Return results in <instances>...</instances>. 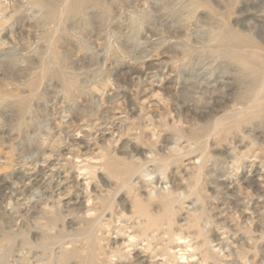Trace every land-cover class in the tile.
Returning a JSON list of instances; mask_svg holds the SVG:
<instances>
[{
  "label": "rangeland",
  "instance_id": "obj_1",
  "mask_svg": "<svg viewBox=\"0 0 264 264\" xmlns=\"http://www.w3.org/2000/svg\"><path fill=\"white\" fill-rule=\"evenodd\" d=\"M256 95L264 0H0V264H264Z\"/></svg>",
  "mask_w": 264,
  "mask_h": 264
},
{
  "label": "bare ground",
  "instance_id": "obj_2",
  "mask_svg": "<svg viewBox=\"0 0 264 264\" xmlns=\"http://www.w3.org/2000/svg\"><path fill=\"white\" fill-rule=\"evenodd\" d=\"M231 41V40H230ZM234 45V44H233ZM237 45V44H236ZM235 46V45H234ZM235 47H237V46H235ZM236 54V53H235ZM252 84V83H251ZM258 87V83H254L253 85H251L250 86V88H249V90L250 91H248L249 93H248V98L251 100H253V98H251L253 95H254V89H256ZM254 98L256 99V101L258 100V99H260L261 97H260V95L258 96V95H256V96H254ZM261 99H264V96L261 98Z\"/></svg>",
  "mask_w": 264,
  "mask_h": 264
}]
</instances>
